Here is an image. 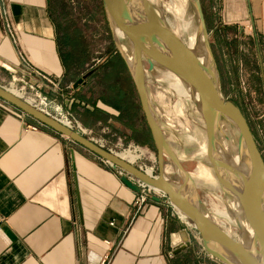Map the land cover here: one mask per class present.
I'll return each instance as SVG.
<instances>
[{
    "label": "crops",
    "instance_id": "1",
    "mask_svg": "<svg viewBox=\"0 0 264 264\" xmlns=\"http://www.w3.org/2000/svg\"><path fill=\"white\" fill-rule=\"evenodd\" d=\"M223 2V23L264 42V0ZM97 5L93 22L76 17L66 0H0V76H26L52 108L73 113L99 144L102 129L131 139L146 118L129 105L133 91L98 88L108 80L103 66L115 56L126 64L115 44L93 64L98 38L109 34ZM22 56L57 84L44 87ZM121 177L93 152L0 98V264H210L168 201L148 203L136 214L138 193ZM186 238L190 246L174 253Z\"/></svg>",
    "mask_w": 264,
    "mask_h": 264
},
{
    "label": "water",
    "instance_id": "2",
    "mask_svg": "<svg viewBox=\"0 0 264 264\" xmlns=\"http://www.w3.org/2000/svg\"><path fill=\"white\" fill-rule=\"evenodd\" d=\"M189 1L198 22L194 47L181 40L151 0H102L114 42L122 53L135 85L156 147L159 161L156 179L150 178L136 166L1 88L0 98L164 193L175 210L193 223L204 250L213 258L223 264H264V159L244 114L221 94L216 60L201 0ZM119 32L128 42V54L121 49ZM144 61L149 64L150 71L155 67L171 71L193 92V102L204 122L206 156L224 197L237 215L241 231L239 240H235L217 224L204 208L190 175L183 169L176 152L168 144L162 123L148 93ZM89 74L79 79L74 87L83 84ZM222 120L232 125L237 132L235 148L232 150L227 146L230 149L227 155L224 154L225 146L219 135L221 133L225 143L230 142V137L219 129ZM165 156L175 163L182 177L181 183H175L167 175L163 168ZM121 181L132 191L138 194L142 192L141 188L127 177L122 176ZM150 198L158 203L163 201L161 197L154 195ZM190 244L186 238L184 244L174 253L183 251Z\"/></svg>",
    "mask_w": 264,
    "mask_h": 264
},
{
    "label": "rangeland",
    "instance_id": "3",
    "mask_svg": "<svg viewBox=\"0 0 264 264\" xmlns=\"http://www.w3.org/2000/svg\"><path fill=\"white\" fill-rule=\"evenodd\" d=\"M66 1L69 2V6L73 9V14H75L76 17L79 15L82 17H88L91 18L93 22L97 19L94 14V5L98 4V11L96 10V13H99V16L101 15L102 22L98 20L96 23L99 24L100 28L101 23H103L107 29L109 28V34H107L106 37L98 38L100 43L96 49L97 53H93V57L96 58L93 60V64H97L100 56H104V54L113 51L115 44L112 31L103 9L102 0ZM151 1L158 9H160L166 21L176 34V29H174L175 26L182 27L185 23H188L189 32L191 36L196 39L198 22L194 8L189 0ZM221 3V6H223V0ZM201 4L208 28L211 48L216 60L221 94L226 100L236 103L242 110L264 159V42L261 39L258 40L255 38V36L252 35L253 32L251 30L246 29L245 34L242 33L241 28L237 25L233 28L235 31L234 33H228L230 40L236 39L239 43V53L236 57H232L231 54L228 53L229 51L227 48H220L225 42V36H221L220 38V36L215 33V29L212 30L211 27H208L213 25V21H215L214 15L217 16H215L216 22L221 19L223 23V10L219 8L220 1L201 0ZM67 12L69 14L68 9ZM217 24L219 23L217 22ZM179 33L180 35H177L181 40L186 45H189L188 36L184 34L183 30H180ZM119 40H121V49L125 54H128L129 46L127 40L125 38H119ZM102 41H106L105 44H103ZM226 41L228 42L229 40ZM110 63L111 62H109V64ZM143 63L148 93L153 108L162 123L163 132L168 144L176 152L183 169L190 175L197 195L202 201L204 208L209 212L217 224L223 227L235 240H239L241 237V231L236 224L235 219L232 220L229 216H224L220 213H230L231 206L229 205V201L223 195L211 169L208 158L203 154L204 143L200 142V140L204 135V122L195 103L191 99L187 100L180 97L177 92L170 87L169 82L161 76V72L166 71L165 69L155 67L150 71L147 61H144ZM109 64L105 67L103 66L105 69L101 70L103 73H106V79L108 80H105L104 83H99L100 85L98 88H100V90L106 88L109 91L111 85H113L114 89H120L122 93H126V90L133 91L134 96L128 98L129 105L130 107L132 106L139 109L140 118L143 120L142 109L134 86L131 78L128 77L127 69L123 65L121 58L115 56L112 63ZM92 66L94 65H91V67ZM108 67L109 69H107ZM260 79L262 82V90L258 91L256 86ZM125 99L126 98H124V102ZM142 125L144 126V129ZM140 126V132L134 131L135 135L131 136V139L129 137H124L111 127H108V129H102L101 135L103 136V140H101L100 143L106 146V148H113V150L118 153L129 146H132V148L136 147L142 152L143 157L138 160L137 153L131 152V155L136 157L132 164L136 161L137 162L134 164L135 166L136 164L143 163L148 167H151L155 175L158 176L159 161L157 158V151L147 126V122H140ZM230 128L232 132H229L230 134L228 135L232 139L231 142L235 145L237 132L232 125H230ZM143 130L145 139H142L143 137L141 135ZM163 168L166 170L170 179L175 183L178 184L182 182V177L175 163L167 156L163 159ZM207 172H211L209 176ZM163 201H165V199ZM166 201L169 202L168 198ZM186 224L193 234V240L201 246V238L195 226L191 225L190 222H186ZM210 257V264H214L212 261H215L217 264H223L220 261L217 262V259L212 256Z\"/></svg>",
    "mask_w": 264,
    "mask_h": 264
},
{
    "label": "built area",
    "instance_id": "4",
    "mask_svg": "<svg viewBox=\"0 0 264 264\" xmlns=\"http://www.w3.org/2000/svg\"><path fill=\"white\" fill-rule=\"evenodd\" d=\"M22 60L24 64L27 66L28 74L34 75L35 78L40 79L42 85L44 87L55 86L57 81H55L52 77L34 69L26 60L25 57L22 56ZM0 88L11 93L12 95L16 96L17 98L21 99L22 101L26 102L36 110L42 112L43 114L51 117L55 121L61 123L62 125L66 126L67 128L78 132L79 134L89 138L90 131L86 129L81 122L73 115V113L68 112L61 107H51V102L49 101L48 97L44 95L40 89H38L35 85H32L31 82L26 78V76H19V75H11L10 77H1L0 76ZM53 109V110H51ZM90 139V138H89ZM96 143L93 139H90ZM98 144V143H97ZM98 145L102 146L103 148L109 150L111 153L117 155L118 152L114 151L113 148H106L103 144L99 143ZM131 151L137 153L136 155L140 158L143 157L142 152L136 147L129 146L126 149H123L121 152ZM119 152V153H121ZM139 153V154H138ZM118 156V155H117ZM104 163H107L111 166L120 176L127 177L130 181L136 184L139 188H141V193L138 194L136 200L134 201V207L136 209V214H139L142 209L148 203L154 202L153 199L150 198L151 195L161 197L162 200H166L167 196L162 193L161 191L150 187L149 185L145 184L135 176L125 172L119 167L112 165L111 163L107 162L106 160L100 158ZM138 159V160H139ZM137 162V161H136ZM135 162V163H136ZM134 163V164H135ZM132 164V165H134ZM135 166V165H134ZM136 167L139 168L143 173L152 179H156L157 176L155 175L153 169L148 167L147 165L140 163L136 164ZM199 234V233H198ZM103 264H106V261H103Z\"/></svg>",
    "mask_w": 264,
    "mask_h": 264
},
{
    "label": "bare ground",
    "instance_id": "5",
    "mask_svg": "<svg viewBox=\"0 0 264 264\" xmlns=\"http://www.w3.org/2000/svg\"><path fill=\"white\" fill-rule=\"evenodd\" d=\"M174 29H176L175 31L177 32V34L178 35H180V30L182 31L183 30V32H184V34H186L187 36H188V44H189V46H193V45H195V42H196V40H195V38L194 37H192L191 36V34H190V32H189V25H188V23H185L182 27L180 26V27H178V26H175L174 27ZM196 29H197V27H196ZM193 30H194V28H193ZM183 34V33H182ZM118 36H119V38L120 39H123L124 38V36L119 32L118 33ZM194 47V46H193ZM161 76L163 77V78H165L168 82H169V85H170V87L172 88V89H174V91L175 92H177V94L180 96V97H182V98H184V99H191L192 101H194L195 102V97H194V94H193V92L190 90V88L179 78V77H177V75H175L174 73H172L171 71H168V70H166V71H162L161 72ZM170 88V89H171ZM178 105H180V104H178ZM220 130H222L223 132H225L227 135L228 134H230L229 132H232V130H231V128H230V124L228 123V122H226V121H221V124H220V128H219ZM203 134V133H202ZM219 137L221 138V140H222V143H223V145L225 146V149H224V154H229L230 153V149L228 148V147H230L232 150L235 148L234 146V144L231 142V137H230V142H227V143H225V141L222 139V137H221V133H220V135H219ZM198 141V140H197ZM200 142H202V143H204V147H203V154H205L206 155V138H205V135H203V138H201V140H200ZM228 146V147H227ZM121 159H123V160H125V161H127V162H129L130 164H132L133 162H134V160H135V156H133V155H131V151H126L125 153H118L117 154ZM207 157V156H206ZM203 158V157H202ZM205 158V157H204ZM137 159H139V157L137 158ZM136 159V160H137ZM235 159V158H234ZM236 160V159H235ZM238 161H235V163H237ZM211 173V172H210ZM210 173H208L207 172V174H208V176L210 175ZM198 174V173H197ZM205 174V173H204ZM206 175V174H205ZM148 176H150V175H148ZM178 213V212H177ZM222 215H224V216H229L232 220H234L235 219V222H236V224L237 225H239V223H238V220L236 219V217H237V215H236V213L234 212V209H233V206H232V208H231V210H230V213H227V212H220ZM179 216H181L186 222H190V220L186 217V216H184L183 214H181V213H179ZM235 217V218H234ZM229 218V219H230ZM191 223V222H190ZM191 225H193V223H191ZM194 226V225H193Z\"/></svg>",
    "mask_w": 264,
    "mask_h": 264
},
{
    "label": "trees",
    "instance_id": "6",
    "mask_svg": "<svg viewBox=\"0 0 264 264\" xmlns=\"http://www.w3.org/2000/svg\"><path fill=\"white\" fill-rule=\"evenodd\" d=\"M219 1H220L219 8L221 9L222 8V6H221L222 5V3H221L222 0H219ZM211 3H213V2H211ZM215 16L216 15H214V20L215 21H213L214 22L213 25L212 26H208V27L209 28L211 27L212 30L215 29V33L218 34V36H220V38H221V36L222 37L225 36L224 37V38H226L225 42H224L223 45H221L220 48H223V47L227 48L228 51H229L228 53L231 54L232 57H236L238 55V53H239V45H238L239 43H238V41L236 39L230 40L229 36H228V33H234L235 32L233 30V28H235V25L222 23L221 19H219V21H217L219 23V24H217ZM226 40H229V41L227 42ZM261 83L262 82H261V79H260L259 83L256 86L258 91L262 90V84Z\"/></svg>",
    "mask_w": 264,
    "mask_h": 264
},
{
    "label": "flooded vegetation",
    "instance_id": "7",
    "mask_svg": "<svg viewBox=\"0 0 264 264\" xmlns=\"http://www.w3.org/2000/svg\"><path fill=\"white\" fill-rule=\"evenodd\" d=\"M238 108H239V106L236 104V103H234ZM240 109V108H239ZM241 110V109H240ZM242 111V110H241ZM142 135V139H145V136H144V132L141 134ZM254 136V135H253ZM255 138V137H254ZM142 141H144V140H142ZM147 145V144H146Z\"/></svg>",
    "mask_w": 264,
    "mask_h": 264
}]
</instances>
